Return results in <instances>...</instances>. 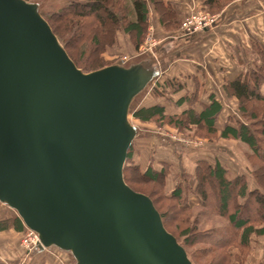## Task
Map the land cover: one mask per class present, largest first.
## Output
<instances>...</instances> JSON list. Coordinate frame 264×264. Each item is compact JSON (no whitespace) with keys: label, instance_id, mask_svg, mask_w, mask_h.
<instances>
[{"label":"water","instance_id":"95a60500","mask_svg":"<svg viewBox=\"0 0 264 264\" xmlns=\"http://www.w3.org/2000/svg\"><path fill=\"white\" fill-rule=\"evenodd\" d=\"M147 60L83 71L39 11L0 0V203L74 264H193L151 198L124 180L128 113Z\"/></svg>","mask_w":264,"mask_h":264},{"label":"rangeland","instance_id":"374dc122","mask_svg":"<svg viewBox=\"0 0 264 264\" xmlns=\"http://www.w3.org/2000/svg\"><path fill=\"white\" fill-rule=\"evenodd\" d=\"M27 1L39 3V11L49 18V22L55 27V31L61 39V41L58 40L63 46L65 45L69 55L83 68V71L113 63L128 65L141 60H147L149 63L155 64L161 68L162 77L156 78L153 83L148 85L134 98L129 109L128 117L131 123L140 126L141 137H149L150 141L153 142V140H155L156 144L160 145L158 147L159 149L157 148L158 152L165 148L162 152H169L170 154L175 152L179 154L180 158L167 154V156H170V160H168L170 162L172 161L174 164L167 162L170 164V170L164 180L165 183L163 186L147 178L140 177L136 173H132L129 169L124 171L125 181H127L128 185L136 189L135 191L151 195L159 210L165 213V225L167 229L174 233L181 243L185 240V236L181 235V231L187 227L185 222H187L188 225H195L194 228L197 230H204L211 226L226 225V221L222 217L205 211L206 209L200 198L194 192L190 191V193L187 194L184 207L189 208V211L185 214H175L173 202L164 198V194L172 191L177 183L181 181L192 185V188L195 187V168L197 160L199 159L198 157L201 154H205L203 157L207 161H213L214 158H217L228 170L229 177H234L235 175L244 176L248 189L256 188L257 181L253 179L251 173L253 168L258 166V162L255 161L253 156L250 160L247 158L246 151L249 150L246 145L239 140L219 137V131L210 136L208 134L206 135L204 129L200 127L191 126L178 130L166 123L159 124L156 121L141 122L135 119L131 112L140 107V102L145 100L148 94H150L151 105L158 103L154 102L155 98H164V96H157L154 94L153 88L166 79L175 78L177 82H183V76L178 78L172 74H178L179 68L181 69L186 64L192 65L195 64V62H199L204 67V69H201V72L205 73L209 78H211L210 76L215 77V79L217 77V81L212 80V85H210L212 88L208 87L209 90L206 91L204 87H200L199 83L193 78V81L190 83H183L185 88H191L187 92L195 90L197 85L199 92V99L197 102L199 104L208 101L207 94H210V92L215 95L216 99L222 105V110L216 121L217 128L222 127L229 119L231 123L234 122L235 119L247 121L238 110L237 100L225 93L223 84L240 74L251 73L253 71L257 72L259 66L264 71V47L261 48L257 42L251 41L249 49L246 48L247 41L245 36L242 35L241 28H235L234 36L239 39L242 45H245L244 48L241 46L236 47L230 39L226 41L227 43H224L228 53H230L236 62L235 67L229 64L225 59L223 62V60L220 61L221 57L218 58L215 56H211V58H213L209 61H197L200 58L199 56H202V53L205 54L209 51V49L206 50V48H210V45H212L214 41L212 39H214L216 34H213L211 30H213L216 24L221 20V16H224L225 13L227 14L228 10L235 6L232 2L233 0L210 7L205 3V0H160L164 2L166 6L161 2H159V5H156L154 0H145L148 10L147 20L144 26V32L139 40L136 39L134 32L126 33L124 31L123 27L125 26V21L123 19H121L117 28L111 29L110 33L108 32V34H105L92 14L80 18L76 23L74 20L77 18L67 16L68 13H60L61 15L59 16L54 15L59 7L69 2H84L83 0ZM127 3H129V0H111L109 6L114 8L117 12L121 11L120 15H123L126 13L124 6ZM73 9L74 8H71V10ZM81 9L82 8H76V12H80ZM84 10H87V8L85 7ZM238 19L239 18H237V20ZM199 20H206V23L208 21V25L205 27L209 30L208 32L183 46L181 44H172V42L169 41V37L175 36L173 34L178 32L185 34L194 30H203L204 28L200 27L198 24ZM225 30V28L220 29L224 36L227 35ZM221 32H219L220 37ZM94 33L98 34L100 37V44L97 48H95L93 40H91L92 34ZM204 37L210 40L201 44L202 46L198 45V48H196L197 44H199L200 41L202 42ZM163 48L165 49L163 50ZM166 48H168L167 51ZM216 61H220V65L217 67ZM260 89L264 92V80H262ZM163 93H166V91H163ZM182 93H184L183 90L176 93V96ZM195 103L192 104L194 105ZM176 110L179 111L180 108ZM138 137L139 136H137V138ZM134 146L135 144L132 145L131 158L128 164L137 165L141 173L149 164L144 168L135 163L138 158L136 159V146ZM159 153H161V151ZM171 157H173V159ZM141 158L147 162L145 159L146 157L142 156ZM145 161H143V163H146ZM154 161L155 160H153L151 156L150 164L158 169L160 167V162ZM209 185L213 188L212 192L214 194V196L212 195L213 198H210V201L215 202L217 197L216 189L214 188L215 185L212 182H210ZM15 215L16 213L12 209L0 203V219L10 218ZM248 215H250L249 211ZM12 227L13 226H9L6 229ZM20 233L19 246L27 255V247L23 243L27 234L25 227ZM192 237L194 236L188 237L189 239L187 242H190ZM249 245V253L242 261L238 254L240 250L236 246L231 247L230 250L232 255L229 257L231 260L228 261L229 263L225 264H264V237L252 236ZM52 248L59 251L55 247ZM185 249L193 264H214L213 262H215L216 255L221 252L218 249H210L200 240H195L189 245H185ZM61 255L64 264H74L70 253L64 252L63 254L61 253Z\"/></svg>","mask_w":264,"mask_h":264},{"label":"trees","instance_id":"16d2710c","mask_svg":"<svg viewBox=\"0 0 264 264\" xmlns=\"http://www.w3.org/2000/svg\"><path fill=\"white\" fill-rule=\"evenodd\" d=\"M83 1L84 2H69L59 7L54 15L59 16L61 15L60 13H68L67 16L77 18L75 20L73 19L76 23L80 18L92 14L105 34H108V32L110 33L111 29L117 28L121 19H123L125 21V26L123 28L126 33L134 32L138 40L142 36L148 11L145 0H129V3L124 6L126 13L123 15H120L121 11L117 12L114 8L109 6L111 0ZM154 1L156 5H159V2H161L166 6L164 2L160 0ZM226 1L230 0H205V3L210 7ZM85 7L87 10H84ZM71 8L74 9L71 10ZM76 8L82 9L80 12H76ZM41 15L48 21L52 31L61 41L55 31V27L49 22V18L43 15V13H41ZM92 35L91 40H93V45L97 48L100 44V37L96 33ZM64 48L68 53L65 45ZM69 57L78 68L83 70L70 55ZM258 68L257 72L253 71L251 73L240 74L223 84L225 93L237 100L238 110L243 118L247 120L246 122L235 119L234 122L231 123L229 119L222 127L217 128L216 121L222 110V105L213 93L208 95V101L199 104L197 102L199 99L197 85L195 90L190 92L185 91L179 95L176 100H172L176 108L182 107L178 112H167L165 105L160 103L140 106L131 112L132 116L141 122L156 121L159 124L166 123L178 130L191 126L200 127L204 129L206 135L208 134L210 136L219 131V137L239 140L245 144L249 150L246 151L247 158L250 160L253 156L255 161L258 162V166H255L256 168H253L251 173L253 179L257 181L256 188L248 189L245 177L242 175L229 177L228 170L217 158H214L213 161L199 158L195 168V187L192 188V185L181 181L177 183L172 191L164 194V198L173 202L175 214H185L189 211V208L184 207V205L187 194L192 191L200 198L206 209L205 211L216 214L226 221V225L211 226L204 230H197L194 228L195 225H188V223L185 222L187 227L181 231V235L185 236V240L182 243L174 233L167 229L165 225V213L159 210L151 195L145 193L151 198L155 208L158 210L164 227L176 237L184 248L185 245H189L195 240H200L210 249H218L221 251L216 255L215 262H213L214 264L229 263L228 261L231 260L229 257L232 255L230 248L233 246H236L240 250L238 254L242 261L249 253L250 238L252 236L264 237V92L260 89L262 80H264V71L260 66ZM154 81L155 80L151 83ZM183 88H185V86L182 83L179 81L177 82L175 78H171L164 80L161 84H157L153 88V93L157 96H164L166 100H168L170 94L179 93ZM163 91H166V93H163ZM192 103L195 104L193 105ZM132 145L133 142L128 149L126 162L123 168L124 180H126L124 171L129 169L132 173H136L140 177L147 178L163 186L165 183L164 180L170 170V164L161 161L158 169L149 164L143 172L140 173L137 165L128 164L131 158ZM125 182L127 183V181ZM210 182L215 185L214 188L216 189L217 195L215 202L210 201V198H213L212 195L214 196L212 192L213 188L209 185ZM248 211L250 215H248ZM9 226H13L16 230H22L24 228L17 215L0 219V231ZM190 236L194 237L190 239V242H187ZM72 261L74 262L73 258Z\"/></svg>","mask_w":264,"mask_h":264},{"label":"crops","instance_id":"0c3cea01","mask_svg":"<svg viewBox=\"0 0 264 264\" xmlns=\"http://www.w3.org/2000/svg\"><path fill=\"white\" fill-rule=\"evenodd\" d=\"M235 6H233L231 9L228 10L227 14L225 13L224 16H221V20L216 24L212 31L213 34H215V37L212 43L210 45L209 51L207 53H202V56L200 55L199 59L197 61H209L212 60V58L215 57H221V60L223 62L226 60L229 64L232 66H236V62L234 58L228 53L227 48H225L224 43H227L226 41H230L236 45V47L241 46L244 48L245 45H242L238 38L234 36L235 28H241L242 35L245 36L246 39V48L249 49L251 41L257 42L259 44V47H264V0H233L232 1ZM237 18H239L237 20ZM221 28H225L227 35H222V32L220 31ZM209 30L207 28H204L201 31H191L189 33L182 34L181 32H178L176 34H173L175 36H170L169 41L172 42V44H181L187 45L188 43L196 40L204 33L208 32ZM219 32H221V37L219 36ZM207 37H204L202 42L200 41L199 44H197L196 48H198V45L202 46L201 44L208 42L210 39H206ZM206 39V40H205ZM244 39V37H243ZM168 47V46H167ZM189 47V46H188ZM245 48V49H246ZM165 48H163L164 50ZM168 48H166L167 51ZM210 53V56H209ZM213 54V55H212ZM207 55V56H206ZM220 55V56H219ZM211 56H213L211 58ZM225 59V60H224ZM219 61V62H220ZM216 67L219 66V62L216 61ZM193 63V62H192ZM199 63V62H198ZM195 64H189L184 65L181 69L179 68L178 74H172L175 77L180 78L182 77V84L183 83H190L193 81V78L195 81L199 83L200 87H204V90H209L208 87H211V82L217 81V77L210 76L211 78L207 77L205 73L201 72V69H204V67L199 63ZM157 66V65H156ZM158 67V66H157ZM215 67V65H214ZM160 69V75L158 78L162 77V71ZM198 70V71H196ZM231 71V68H230ZM166 72V71H165ZM192 75V76H191ZM233 77V76H232ZM230 77V78H232ZM185 83V84H186ZM185 86V85H184ZM191 89V88H189ZM187 87L183 88V91L189 90ZM200 90V89H199ZM203 90V89H202ZM211 93V92H210ZM209 94H207L208 96ZM179 96H176V93L170 94V97L168 100L164 97H158L155 98L154 102H158L160 104L165 105L167 112H178L175 108V106L172 103V100H176V98ZM153 102V103H154ZM140 106H149L150 103V94L146 96V99L140 102ZM181 109V107H179ZM150 125V124H149ZM138 126V125H137ZM138 134L133 140V144H135V154L138 165L143 166L144 168L150 164V157H153V160L156 162H170L169 158L170 156H167V154H170L169 152L164 153L162 152L164 149L159 150L161 153L158 152L157 148L160 146L156 144L155 140L150 141L149 137H141V129L140 126H138ZM156 148V149H155ZM159 149V148H158ZM153 151V153H152ZM176 158H180L178 153L172 152ZM175 153V154H174ZM141 155V156H139ZM151 155V156H150ZM205 155V154H204ZM201 154L198 158L205 159ZM142 156L146 157L145 159L147 162L141 158ZM173 159V157H171ZM169 159V160H168ZM145 161L146 163H143ZM154 161V162H155ZM172 162V161H171ZM170 164H174L173 162ZM9 213V212H8ZM23 230V229H22ZM22 230H16L14 227L2 230L0 231V264H64L62 260V255L64 252L59 250H55L54 248H45L42 250H39L38 248L33 249L32 251L28 252L26 255L24 251L19 246V239L21 236Z\"/></svg>","mask_w":264,"mask_h":264},{"label":"built area","instance_id":"2783aa9c","mask_svg":"<svg viewBox=\"0 0 264 264\" xmlns=\"http://www.w3.org/2000/svg\"><path fill=\"white\" fill-rule=\"evenodd\" d=\"M206 20H199V26L202 28H205L208 25V21L207 23L205 22ZM27 230V234L26 237L23 241V243L26 245V250L27 252L32 251L33 249L36 248V244L38 242V236L35 232H33L32 230L25 228Z\"/></svg>","mask_w":264,"mask_h":264}]
</instances>
